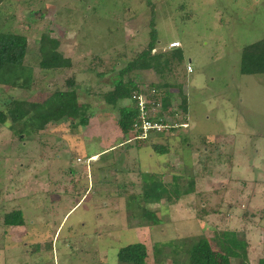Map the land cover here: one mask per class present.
<instances>
[{
  "label": "rangeland",
  "instance_id": "1",
  "mask_svg": "<svg viewBox=\"0 0 264 264\" xmlns=\"http://www.w3.org/2000/svg\"><path fill=\"white\" fill-rule=\"evenodd\" d=\"M152 28L151 56L124 80L146 101L169 96L152 114L175 128L135 139L117 122L131 100L105 94ZM0 33L27 41L22 65L0 71V264H127L118 251L135 242L138 264H182L181 241L177 256L170 244L202 236L219 264L264 258V73L240 72L244 47L264 38V0H0ZM40 44L68 65L41 67ZM70 89L86 126L68 117L33 131L9 116L12 101ZM150 174L169 191L159 202L143 197ZM16 210L24 223L4 225ZM224 234L243 242L237 257Z\"/></svg>",
  "mask_w": 264,
  "mask_h": 264
},
{
  "label": "trees",
  "instance_id": "2",
  "mask_svg": "<svg viewBox=\"0 0 264 264\" xmlns=\"http://www.w3.org/2000/svg\"><path fill=\"white\" fill-rule=\"evenodd\" d=\"M156 42L157 33L156 30L152 28L147 47L141 51L133 61L119 69L116 78L113 81V89L105 94L106 102L111 105H115L117 101L120 100H131L128 105H122L119 107V117L117 122L123 135L129 134L134 127V123L137 121L138 106L137 101L133 99V95L144 93L143 89L140 88L136 82V78L133 79L129 77L124 80V76H126L129 72L138 69V64L141 61L147 60L151 56ZM39 51L41 54L40 65L43 68H61L65 67L69 63V60L64 58L52 46L40 44ZM26 52L27 41L24 36L19 34L0 33V71H9L15 66L22 65ZM168 55L170 58V69L171 67L179 65V50L171 51ZM240 72L248 75L264 73V38L244 47L241 54ZM151 88L152 86L150 85L149 89ZM160 91L161 89L157 90V93L153 91L151 96L154 99V103L152 102V105H156L157 100H155V97L159 94L158 98H160V100L166 102L170 99L169 96H164V94L162 95ZM165 92L170 95L168 90H165ZM8 113L14 121L23 120L25 124L30 125L33 131L42 129L47 123L59 122L63 119H67L68 117L73 120V125L86 126L88 123V116H82L80 114L81 111L74 89L53 92L42 102L12 101L10 108L8 109ZM162 114L160 116H155L153 121H159L162 123L165 130L175 128L174 125H169L162 119ZM173 116L174 114H172V117ZM0 122H5V115L2 112H0ZM155 135L156 132L149 133V136ZM152 148L157 152H165V148L160 145L157 146L153 144ZM148 177L149 181L145 182L143 186V197L146 200L159 202L162 197L168 196L167 194L169 191L160 180L154 178L152 174ZM178 193V191L175 193L176 197ZM150 216L155 217V215L152 214ZM23 223V215L19 210L11 211L4 215L3 224L6 226H18ZM224 235V238L220 240L219 244L224 246L226 252L231 256L237 257L238 249L243 251L245 250V247L242 244L243 242L236 238V234H230V236L226 234ZM180 241V249L184 250L186 258V261L182 262V264H219L214 250L204 236L195 239L194 241H188V238H186L178 239V241H175V244L174 242L171 244L169 243L174 256L181 254L177 251V243ZM141 246L142 244L140 242H135L121 247L117 254L118 259L127 264L141 263L143 257L145 256L144 250H139ZM221 259L224 264H228V258L226 255H223ZM175 260H173V264L174 262L176 264ZM257 264H264V258H260Z\"/></svg>",
  "mask_w": 264,
  "mask_h": 264
},
{
  "label": "built area",
  "instance_id": "3",
  "mask_svg": "<svg viewBox=\"0 0 264 264\" xmlns=\"http://www.w3.org/2000/svg\"><path fill=\"white\" fill-rule=\"evenodd\" d=\"M191 70V67L188 65L187 71L190 72ZM143 95L145 94L141 93L133 95V99L137 101L138 106L137 121L134 123V127L132 129L135 139H145L149 136V133H157L164 129V125L162 123L159 121H153L155 116L152 114V111L156 105H152L153 101H146Z\"/></svg>",
  "mask_w": 264,
  "mask_h": 264
}]
</instances>
